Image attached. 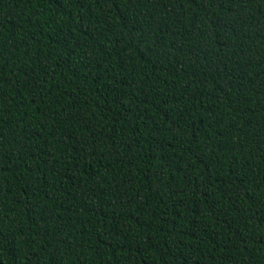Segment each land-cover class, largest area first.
I'll use <instances>...</instances> for the list:
<instances>
[{
    "label": "trees",
    "instance_id": "16d2710c",
    "mask_svg": "<svg viewBox=\"0 0 264 264\" xmlns=\"http://www.w3.org/2000/svg\"><path fill=\"white\" fill-rule=\"evenodd\" d=\"M0 264H264V0H0Z\"/></svg>",
    "mask_w": 264,
    "mask_h": 264
}]
</instances>
